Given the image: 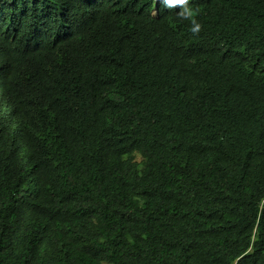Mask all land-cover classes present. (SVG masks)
I'll use <instances>...</instances> for the list:
<instances>
[{"label": "trees", "instance_id": "16d2710c", "mask_svg": "<svg viewBox=\"0 0 264 264\" xmlns=\"http://www.w3.org/2000/svg\"><path fill=\"white\" fill-rule=\"evenodd\" d=\"M189 3L0 0V264H264V0Z\"/></svg>", "mask_w": 264, "mask_h": 264}, {"label": "clouds", "instance_id": "9594fccd", "mask_svg": "<svg viewBox=\"0 0 264 264\" xmlns=\"http://www.w3.org/2000/svg\"><path fill=\"white\" fill-rule=\"evenodd\" d=\"M158 2L163 5L165 8H175L179 7V11L177 12V16L181 20H190L192 23V27L190 31L194 35H198L202 29V25L199 24L195 17V10L190 5L189 0H158ZM155 14V13H154Z\"/></svg>", "mask_w": 264, "mask_h": 264}, {"label": "rangeland", "instance_id": "374dc122", "mask_svg": "<svg viewBox=\"0 0 264 264\" xmlns=\"http://www.w3.org/2000/svg\"><path fill=\"white\" fill-rule=\"evenodd\" d=\"M155 13V12H154Z\"/></svg>", "mask_w": 264, "mask_h": 264}]
</instances>
